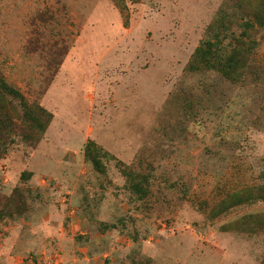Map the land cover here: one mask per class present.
<instances>
[{
	"label": "rangeland",
	"instance_id": "374dc122",
	"mask_svg": "<svg viewBox=\"0 0 264 264\" xmlns=\"http://www.w3.org/2000/svg\"><path fill=\"white\" fill-rule=\"evenodd\" d=\"M263 2L0 0V264H264Z\"/></svg>",
	"mask_w": 264,
	"mask_h": 264
},
{
	"label": "trees",
	"instance_id": "16d2710c",
	"mask_svg": "<svg viewBox=\"0 0 264 264\" xmlns=\"http://www.w3.org/2000/svg\"><path fill=\"white\" fill-rule=\"evenodd\" d=\"M229 1L235 3L234 6H233L234 9H236V3H237V1L242 2V0H229ZM258 9L261 10L260 11V15H259L261 17V19L259 21L263 25L264 24V14H263V11H264V2H263V5H261V6L259 5L258 7H252V8H250V10L252 11L253 15L258 11ZM241 46L243 47L242 48L243 49L242 52L241 51H237V50H233L232 53H230V54H228L226 56H223V54H221L220 57H216L215 56L214 59L212 60V61L218 63V65L220 67L218 69V72L222 73L223 75H225L227 78H229L231 80H236L234 78V76L236 74L235 73L236 70H234V69H228V67L229 66H233V67H235V66L243 67V66H245L244 61L246 59H249V57H250V52L246 49L245 45L241 44ZM251 48H252V46H251ZM252 50H253V48H252ZM200 53H201V55L205 54L207 58L213 55L210 52L203 51V49L200 50ZM192 65H198V63H196L194 61L192 63ZM251 194L252 193H250L248 191H245V192H242V191L237 192L234 195V197H233L234 201L232 203H230V202L224 203L221 207H223L224 211H229L232 206L239 207L240 205H243L244 203H246L248 201L261 200L264 203V186L257 188V190L254 192L255 195L252 194V196H250ZM260 194H261V196H259ZM258 196H259V198H258ZM245 220H247V219H244V220L242 219L239 224L244 225Z\"/></svg>",
	"mask_w": 264,
	"mask_h": 264
}]
</instances>
